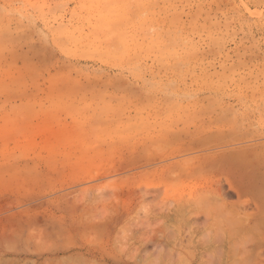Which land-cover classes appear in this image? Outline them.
<instances>
[{
    "label": "rangeland",
    "instance_id": "rangeland-1",
    "mask_svg": "<svg viewBox=\"0 0 264 264\" xmlns=\"http://www.w3.org/2000/svg\"><path fill=\"white\" fill-rule=\"evenodd\" d=\"M0 264H264V0H0Z\"/></svg>",
    "mask_w": 264,
    "mask_h": 264
},
{
    "label": "bare ground",
    "instance_id": "bare-ground-1",
    "mask_svg": "<svg viewBox=\"0 0 264 264\" xmlns=\"http://www.w3.org/2000/svg\"><path fill=\"white\" fill-rule=\"evenodd\" d=\"M256 157H257V156H256ZM239 159H240V158H239ZM254 160H255V159H254ZM256 160H258V159H256ZM260 160H261V159H260ZM252 161H253V160H252ZM262 167H263V166H262ZM262 176H263V175H262ZM144 211H146V210H144ZM145 213H148V211L145 212ZM145 216H146V215H145ZM147 219H148V218H147ZM148 220H150V219H148ZM136 221H137V220H136ZM143 225H145V224H143ZM145 226H146V225H145ZM254 227H255V226H254ZM255 230H257V229H255ZM255 230H254V231H255ZM172 231H173V230H172ZM254 231H253V232H254ZM258 231H259V229H258ZM255 232H256V231H255ZM259 232H262V231H259ZM174 236H175V238H176V236H177L176 233L174 234ZM261 237H262V236H261ZM175 240H176V239H175ZM257 243H258V242H257Z\"/></svg>",
    "mask_w": 264,
    "mask_h": 264
}]
</instances>
